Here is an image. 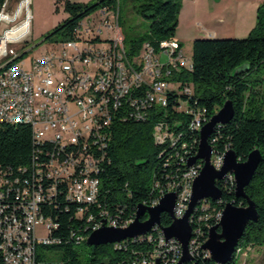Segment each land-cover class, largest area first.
I'll return each instance as SVG.
<instances>
[{
    "label": "built area",
    "instance_id": "1",
    "mask_svg": "<svg viewBox=\"0 0 264 264\" xmlns=\"http://www.w3.org/2000/svg\"><path fill=\"white\" fill-rule=\"evenodd\" d=\"M9 1L5 0L0 9V124L33 121L34 126H39L38 141L34 142L50 146L51 150L16 169L0 166V264H39V249L57 243L50 238L56 226L42 215L41 204L56 198L57 187L64 185L65 199L77 205L78 216L88 219L92 206H99L102 184L97 175L110 152L107 140H111L114 127L145 120L153 108L160 109L162 99H167L171 89L164 77L180 68L191 69V63L174 40L161 43L158 52L144 44L137 57H127L118 9L107 7L81 19L73 39L52 43L44 53L29 58L28 50L14 49L29 38L28 1L22 10L17 7L11 11ZM162 55L168 58L165 64H160ZM125 80H133L131 89H124ZM173 90L189 93V89L178 84ZM121 95H128V106H119ZM180 105L191 112L186 102ZM203 125L198 116H193L191 129L199 132ZM152 134L155 143L169 147L180 139L179 134L167 131L162 120L155 122ZM214 142L213 139L209 143L208 139L212 150L210 164L218 171L223 159L214 150ZM202 166L187 167L171 183L166 194L177 196L175 219L184 216L191 197L187 181ZM223 180L235 186L232 175ZM166 194L161 192L160 199ZM160 199L141 204L153 208ZM221 212L216 215L218 222ZM105 217L108 216L104 214L101 220ZM195 219L197 224L203 220L193 211L190 227ZM132 222L114 219L113 229H126ZM197 227L191 228L189 257L196 250ZM37 228L43 229L44 237L36 236ZM146 241L152 245L150 249L133 248L130 256L118 264H178L182 248L176 239L165 240L161 231L153 227L148 233L134 237L130 246ZM127 244L115 248L125 250L129 248Z\"/></svg>",
    "mask_w": 264,
    "mask_h": 264
},
{
    "label": "trees",
    "instance_id": "2",
    "mask_svg": "<svg viewBox=\"0 0 264 264\" xmlns=\"http://www.w3.org/2000/svg\"><path fill=\"white\" fill-rule=\"evenodd\" d=\"M4 2L0 0V9ZM59 2L69 17L46 35L44 42L71 40L78 22L85 16L101 7L118 9V24L129 58L137 57L144 44L158 52L161 43L174 40L181 9L180 0H93L89 4L55 0L56 4ZM20 4L24 7L26 0ZM129 15L146 20L148 30L133 35L126 33L124 19ZM190 63L191 69L180 68L164 77L165 81L189 89L188 94L176 92L173 90L175 85L170 86L165 108H153L145 120L114 127L111 140H107L110 152L103 160V170L97 175L102 184L99 206H92L88 219L78 216L77 205L65 199L64 185L57 187L56 198L41 204L42 215L56 226L50 238L57 243L39 249V264H51L48 253L58 256V264H117L126 259L133 248L150 249L152 245L147 241L130 246L134 238L97 247L88 246L86 241L93 232L91 227L104 214L111 221L129 222L138 205L157 199L161 192L168 193L171 183L186 171L188 160L197 153L199 135L190 128L193 116H198L205 124L226 101L231 102L234 116L231 122L213 130L209 143L215 140L214 150L218 153L233 150L239 161H245L254 150L260 152L261 159L250 183L244 188L246 196L255 205L258 220L247 224L232 257L225 264H236V255L242 250L243 256L252 248L264 245V2L256 11L255 27L246 37L195 39ZM180 102H186L191 112L181 109ZM158 120L163 121L170 134L180 135L174 147L154 142L152 132ZM34 141L28 126L0 124V166L16 169L51 150L50 146ZM193 166H202L201 160H196ZM216 186L221 198L204 200L193 210L203 220L199 224L196 219L191 223V228L198 226L197 236H194L196 250L190 260L181 264H217L200 249V245L205 242L209 229L218 223L216 215L225 204L246 205L245 199L235 197V186L231 181H217ZM205 215H208L207 219ZM145 217L146 214L141 221ZM170 223V216L162 214L161 226L167 227ZM124 243H128V249L115 248L124 247ZM83 244L87 251L80 249Z\"/></svg>",
    "mask_w": 264,
    "mask_h": 264
},
{
    "label": "water",
    "instance_id": "3",
    "mask_svg": "<svg viewBox=\"0 0 264 264\" xmlns=\"http://www.w3.org/2000/svg\"><path fill=\"white\" fill-rule=\"evenodd\" d=\"M233 116V106L231 102L226 101L217 113L199 130L197 153L188 160L187 166L190 167L196 160H201L203 166L193 180L188 208L181 219L173 217L176 195L169 193L164 195L153 208H145L142 205H138L134 220L126 229L109 228L106 221H102L101 226L89 235L86 244L93 247L112 244L127 238L144 235L153 227H157L165 240L174 238L181 245L182 257L178 264L186 262L190 260L188 255V244L191 238L189 218L193 213V209L202 200H219L221 192L216 186V182L223 180L224 177L230 174L233 176L235 184V197L245 199L246 205L225 204L219 222L209 229L207 240L201 247L202 250L209 253L213 262L225 264L229 261L247 224L258 220L255 205L246 196L244 188L250 183L261 159L260 152L254 150L247 156L245 161H239L234 151L230 149L223 156V165L220 170L216 171L211 166L210 157L212 150L208 139L217 125L228 124ZM164 213L171 218V223L167 227H163L160 224L161 215ZM144 214H147V219L141 221Z\"/></svg>",
    "mask_w": 264,
    "mask_h": 264
},
{
    "label": "rangeland",
    "instance_id": "4",
    "mask_svg": "<svg viewBox=\"0 0 264 264\" xmlns=\"http://www.w3.org/2000/svg\"><path fill=\"white\" fill-rule=\"evenodd\" d=\"M20 1L22 0H10L8 10H14L19 5L23 7L21 6L22 4H19L21 3ZM27 1L30 14L29 38L26 43L14 46V49L17 52L28 50L26 56L32 58L51 48L52 43L44 42L43 38L66 20L69 15L64 11L62 2L56 4L55 0H26V3ZM70 1L89 4L93 0ZM180 1L182 7L186 0ZM263 2L264 0H197L196 5L184 6L182 11L179 12L180 18L178 17L175 35L180 34L183 36L182 52L185 59L188 61L191 59L193 41L199 38H206L207 32L217 31L216 38L218 39L246 37L255 27L256 11ZM124 22V30L129 35L144 33L148 30L149 24L146 20L129 15L125 17ZM195 31L200 34L198 38H193ZM167 62V56L162 55L160 64ZM167 83L171 87L175 85L173 81H167ZM35 234L37 237H44L45 232L43 229L37 228ZM80 249L87 251L85 244L81 245ZM241 253L236 255V264H264V245L252 248L243 256ZM47 256L51 264H58V256L56 254L48 253ZM122 261L123 259L119 262L121 263Z\"/></svg>",
    "mask_w": 264,
    "mask_h": 264
},
{
    "label": "bare ground",
    "instance_id": "5",
    "mask_svg": "<svg viewBox=\"0 0 264 264\" xmlns=\"http://www.w3.org/2000/svg\"><path fill=\"white\" fill-rule=\"evenodd\" d=\"M131 87H133V80H125L124 81V89H131ZM124 105L128 106V95H121V98H119V106H124ZM166 105H167V99H162V104H160V108H165ZM21 124H24V125L28 126L30 128V130H31L33 139L35 141H38L39 126H34V122L31 121V120H21ZM225 152L221 153V159H223V156H224ZM199 172L200 171H195V173H193V175L190 176L189 181H187V189H191L193 180L199 174ZM157 199H160V196ZM202 201H204V200H202ZM175 203H177V196H176ZM142 206H143V204H142ZM134 216H135V214H134ZM133 220H134V217L129 222H132ZM102 221H106L107 226L109 228H114V221H111V218H109V217H105V220H101V221H99L98 224H95V228H93V231L97 230L101 226V222ZM115 243H119V242H115ZM178 261H179V259H178Z\"/></svg>",
    "mask_w": 264,
    "mask_h": 264
},
{
    "label": "crops",
    "instance_id": "6",
    "mask_svg": "<svg viewBox=\"0 0 264 264\" xmlns=\"http://www.w3.org/2000/svg\"><path fill=\"white\" fill-rule=\"evenodd\" d=\"M197 0H186L185 4L183 3V6L181 7L180 11H182L183 7L188 5V6H192V5H196ZM23 7L18 6V9H22ZM180 18V15H179ZM192 23V22H191ZM193 24V23H192ZM218 34V32L213 31V32H207L206 33V38H216V35ZM200 36L199 33H197L196 31L194 32L193 38H198ZM174 41L178 42V44L182 47V41H183V36L180 34H176L174 36Z\"/></svg>",
    "mask_w": 264,
    "mask_h": 264
}]
</instances>
